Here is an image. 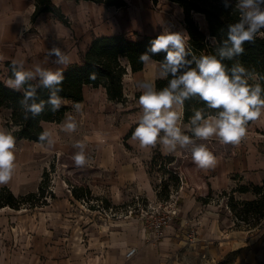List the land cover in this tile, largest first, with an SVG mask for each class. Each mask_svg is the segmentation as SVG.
I'll list each match as a JSON object with an SVG mask.
<instances>
[{"label":"crops","instance_id":"0c3cea01","mask_svg":"<svg viewBox=\"0 0 264 264\" xmlns=\"http://www.w3.org/2000/svg\"><path fill=\"white\" fill-rule=\"evenodd\" d=\"M87 3L92 5L90 2ZM33 10V0H0L1 77L5 75L6 78V62L22 63L24 70H33L37 64L44 66L42 58L36 57L33 37L30 33L33 24L31 21ZM41 16L37 19L39 20ZM98 36L101 35L93 38ZM93 38L90 39L87 47ZM64 69L66 67L62 68ZM141 72L142 70L133 74ZM86 89L99 90L101 96L108 101L103 89L85 86L83 101L78 103L81 106L79 111L73 107L65 113L60 123H44V130L51 133L54 143L50 146H47V142L35 143L36 145L46 144L45 147L52 153L67 149L66 145H63L67 132L62 130V124L67 116L71 115L76 119V130H78L79 123L82 122L81 117L90 116L97 107L94 100L86 96ZM186 125L188 124L182 120L181 128L184 133L188 132ZM250 126L255 131L264 129L255 123V120ZM130 128L131 126L129 130ZM0 129H3L1 124ZM249 130L241 142L236 145L223 144L215 137L208 141H198V143H205L216 158L215 166L210 169L198 168L188 151L178 149L174 153L165 155L162 146L159 145L158 152L174 157L172 165L182 178L178 196L180 218L175 220L165 238L159 241L152 240L151 234L142 226L139 219L132 223L117 221L110 223L111 226L98 228L93 226L84 229V226L80 224L81 220L76 219L74 224L69 223V228H66L64 221L63 224H58L57 231L47 229L48 234L59 236L58 242L44 238L45 246L41 247L34 240V214L28 210H21L22 208L14 210L5 207L0 209L1 235L4 231L5 233L8 231L7 224L10 219V222L15 223L11 229L15 230L18 236L15 243L10 241V243L0 244V264H164L168 262L169 257L184 258L188 263L218 264L229 253L240 251L238 257L244 255L248 250H245L244 246L251 243L252 239L257 236L258 229L264 220H261L256 227L243 231L235 227L233 217L230 212L222 209L219 199L223 191L229 192L240 184H260L264 180V149L259 146V143L264 144V135L256 138L257 134H251ZM88 141L87 149L92 151L94 144L98 141L97 135L91 134ZM20 142H25V140H20ZM29 143L34 144V142ZM125 143L128 149L118 147L110 151L112 156L108 159L109 166L116 169L118 173L109 187L111 194L108 197L113 204H116V201L121 200L120 197L125 198V194L130 195V190L141 194L152 203L160 201L154 190V182L147 173L148 163L153 155L152 148L141 149L131 137L125 139ZM28 155V151L23 147L15 152V178L25 173L27 166L25 160ZM22 171L24 173H21ZM4 186L8 187L15 196L28 194L20 191L18 184L14 183L12 186L9 182L6 185H0V188ZM123 187L125 191L121 190ZM209 191L212 192V199L208 203H202L200 198L205 197ZM237 197L239 200L254 198L249 192L239 194ZM182 218H190L197 225L198 240L194 244L186 241L180 226ZM263 231L264 229L261 232L264 233ZM83 233L88 235L86 241L83 239ZM65 237L70 238L68 243ZM48 241L55 244H48ZM83 241L84 243L81 244ZM130 248H135L136 253L127 259L126 253Z\"/></svg>","mask_w":264,"mask_h":264},{"label":"rangeland","instance_id":"374dc122","mask_svg":"<svg viewBox=\"0 0 264 264\" xmlns=\"http://www.w3.org/2000/svg\"><path fill=\"white\" fill-rule=\"evenodd\" d=\"M124 1L126 5L122 8H107L94 3L92 5L86 4L87 2L82 3L83 1L53 0L60 7L67 24H63L52 15L45 14L39 20L37 19L33 22L30 29L36 57L42 58L44 62L43 68L61 71L62 68H67L70 64L79 63L81 55L87 49L88 42L96 35H124L128 39L137 40L146 35H160L167 29L170 32H179L187 36L183 23V12L178 5L166 0H159L155 4L151 0ZM81 6L87 9L90 6L92 9L87 10L89 13L84 18L78 15V9ZM135 9L139 12L138 18L134 13ZM194 19L199 27L205 30V26L203 27L201 24L202 16L194 14ZM203 23H205L204 19ZM53 43L69 56L71 62L68 65H57L52 62L55 57L49 58L47 56V50ZM158 78H160L159 64L153 60L151 63L144 64L140 74L128 72L123 78L124 94L126 96V102L123 104L106 101L99 90L86 89V96L91 97L97 107L94 108L90 116L81 117L82 122L79 123L78 130L65 134V143H63L67 148L65 151L52 153L45 147L46 144L36 145L27 141L20 142V140L16 139L15 152L20 151L23 147L28 151L29 155L25 160L27 164L25 173L22 171L21 173L24 174L19 175L18 178H15L13 173L9 181L10 184L12 186L14 183L18 184L20 186L19 190L24 191V194L30 192L37 194L41 182L43 180L45 182L46 205L33 208H27L28 206L25 205L21 209L28 210L34 214V240H36V244L41 247L45 246L43 243L44 238L58 242L59 236L57 234H48L47 229L57 231V228H59L58 224H63L64 221L66 228H69V223L72 225L76 219L81 220L80 224L84 226L83 229L92 228L93 226L94 228L111 226L112 224L110 223L117 221L130 223L136 219L138 221L139 215L148 201L141 194L133 193V191L129 190L130 195L125 194V198L120 197L122 201H116V204L112 203L108 197L111 194L109 187L115 181L118 171L109 166L108 159L112 156L110 151L113 148L114 150L118 147L128 149L125 143V135L129 130V126L132 127L134 125L133 121L137 119L141 110L137 103L139 96L142 94V90L138 87V82H155ZM0 80L5 84L7 83L5 75L0 76ZM89 93H91L90 96ZM65 106L68 107V110L73 108L71 103H66ZM5 117H7L6 111H1L0 124L4 130H7L4 126ZM255 123L264 128V110H262L260 117L255 120ZM248 130L251 134L256 133V138L264 135V131H262L264 129H256L255 131L249 125L247 126V132ZM91 134L98 137L97 144H94L92 151L87 149L86 144L89 142L88 137ZM76 141H81L86 145L85 154L88 157V161L83 168H77L71 158L73 153L78 151L72 147ZM259 146L264 149L263 143H259ZM158 149L159 144L152 148L153 153L158 152ZM169 168L174 169V166L171 164ZM149 171L147 167V173L154 185H156L160 177L159 174L164 172ZM73 188L83 198L75 199L72 195ZM123 189L124 187L121 190L125 191ZM47 192H50L52 197ZM238 195L235 194V197L238 198ZM252 196L255 197L253 194ZM219 200L222 209L230 212L233 217L227 206L228 196L220 195ZM20 222L22 221L20 220ZM234 223L235 227L243 231L250 229L236 220H234ZM263 224L258 229L257 238H253L251 243L246 245L247 247L244 246L245 250L248 249L244 255L238 257L240 251L229 253L218 264H264V233L261 232L264 229ZM12 225L14 226L15 223L10 222L9 219L7 224L8 231L6 233L4 231L3 235H1L2 232L0 231V244L10 243V241L15 243L18 234L11 229ZM65 238H67L66 243H68L70 238ZM83 239L84 241L88 239L86 233H83ZM47 243L55 244L49 241ZM164 264H198V262L188 263L184 258L169 257L168 262Z\"/></svg>","mask_w":264,"mask_h":264},{"label":"clouds","instance_id":"9594fccd","mask_svg":"<svg viewBox=\"0 0 264 264\" xmlns=\"http://www.w3.org/2000/svg\"><path fill=\"white\" fill-rule=\"evenodd\" d=\"M225 9L232 7L231 0H221ZM264 0H237L235 8L239 19L227 26V38L217 43L215 37H206L217 45L216 55H195L188 47V37L179 32L165 29L151 41L150 48L140 54L142 64L152 62L149 52H165L159 61V77L168 79L167 86L160 90L154 82H138L142 94L138 98L140 115L133 121L135 128L131 139L141 149L162 146L165 155L183 149L190 152L193 163L200 169H210L216 164L214 154L205 143L213 137L223 144L236 145L246 136L249 121L258 119L264 110V88L260 84L250 85L249 74L240 63L230 68L222 63L233 60L244 53L245 43H254L258 32L264 29ZM49 58L57 65H68L71 61L55 43L47 50ZM191 57L188 59L187 57ZM219 57V59L217 58ZM194 65V67H193ZM11 77L6 85L14 90L24 89L19 100L25 119L39 116L47 106L53 113L62 107L63 71H53L39 64L33 70H24L22 63L13 61L10 65ZM95 79V74H90ZM37 81L36 84L31 83ZM48 90V99L40 98L38 90ZM198 97L206 109L217 110L208 114L205 108L194 109L188 125L185 127L191 136L184 134L181 128L183 105L186 100ZM79 111L81 106L74 103ZM77 129L75 118L67 116L62 130L73 133ZM38 140L52 145L51 133H40ZM16 139L7 130L0 129V185L11 180L15 169ZM77 149L72 160L77 168H83L88 161L86 145L81 141L73 143Z\"/></svg>","mask_w":264,"mask_h":264},{"label":"trees","instance_id":"16d2710c","mask_svg":"<svg viewBox=\"0 0 264 264\" xmlns=\"http://www.w3.org/2000/svg\"><path fill=\"white\" fill-rule=\"evenodd\" d=\"M91 2L97 5H103L107 8H122L126 5L124 0H75ZM154 4L159 0H151ZM178 5L183 12L184 28L188 37V47L191 51L200 56L216 55L217 45L206 37H215L217 43L227 38V26L238 21L239 13L235 8L237 0H231L232 7L225 9L221 0H166ZM34 10L31 15V21L35 22L41 15L49 14L54 18L67 24L64 14L61 12L53 0H33ZM194 14L203 17L205 30H202L194 19ZM158 35L143 36L140 39L132 40L124 35H101L95 37L90 42L86 51L81 55L79 63H73L62 70L64 74L63 83L60 85L62 91L59 95L62 97V107L59 111L53 113L46 106L45 110L34 118L25 119L24 113L20 107L19 100L22 98L24 89L14 90L8 87L0 80V112L6 111L4 126L13 134L15 139L43 144L38 137L44 132V123H60L68 111L66 103H81L84 95L85 86L104 90L108 101L114 103H125L123 78L130 72L135 73L143 69L144 64L139 61V56L145 53L151 46V41ZM244 53L233 60L222 61L229 68L240 63L249 74V84H260L264 88V30L258 32L254 43H245L243 45ZM152 60L159 63L162 61L165 52L158 54L149 52ZM191 59V57H187ZM219 59V57L217 56ZM12 62H6V78L12 75L10 65ZM194 67V65H193ZM95 74V79H90V74ZM169 77L168 79H170ZM168 79L158 78L154 85L157 90L167 86ZM31 83L36 84L37 81ZM40 98L48 99V90L40 88L38 90ZM264 96V93H262ZM205 108L204 102L198 97L186 100L183 105L184 123L188 124L190 117L194 114V109ZM212 109H206L208 114H215ZM249 121L247 126L251 125ZM136 125H133L125 135V139L131 137L132 131ZM191 136V132H185ZM173 156H165L160 152H155L148 163L150 171L164 172L159 174L161 182L154 185V190L158 200L166 201L171 190L177 189L180 185V178L177 170L170 169L173 164ZM149 171V172H150ZM45 175V173H44ZM167 176V178H165ZM44 181V180H43ZM41 182L38 193H28L26 195L15 196L12 191L4 186L0 188V209L8 207L19 210L25 205L27 208L46 205L45 182ZM251 192L255 197L252 200H239L235 194H244ZM47 194L51 196L50 192ZM75 199H81L75 188L72 190ZM221 196H228L227 206L231 211L234 220L243 223L250 229L256 227L262 218H264V180L260 184H240L229 192L223 191ZM212 192L200 198L202 203H208L212 199Z\"/></svg>","mask_w":264,"mask_h":264},{"label":"built area","instance_id":"2783aa9c","mask_svg":"<svg viewBox=\"0 0 264 264\" xmlns=\"http://www.w3.org/2000/svg\"><path fill=\"white\" fill-rule=\"evenodd\" d=\"M179 178V187L171 190L166 201H158L155 203L148 201L139 215V221L142 226L149 231L154 241L165 238L175 220L180 218L178 206V196L182 186V178L180 175ZM160 182L161 180L159 177L156 184ZM180 226L184 232L186 241L190 244H194L198 240L197 225L190 218H182L180 220ZM135 253L136 249L130 248L126 253V258H131Z\"/></svg>","mask_w":264,"mask_h":264},{"label":"bare ground","instance_id":"6f19581e","mask_svg":"<svg viewBox=\"0 0 264 264\" xmlns=\"http://www.w3.org/2000/svg\"><path fill=\"white\" fill-rule=\"evenodd\" d=\"M82 3H84V2H82ZM86 4H88V3H86ZM86 7H84V6H81L80 7V9H78V15H79V17H82V18H84L85 16H87V14L89 13L87 10H92L91 8H90V6H89V9H85ZM134 13L136 14V16H137V18H138V10L137 9H135V11H134ZM135 14H134V16H135ZM203 18V17H202ZM201 24H202V26L204 27L205 26V23H203V19H202V22H201ZM203 30V29H202Z\"/></svg>","mask_w":264,"mask_h":264}]
</instances>
